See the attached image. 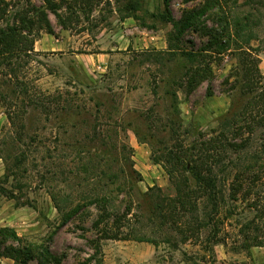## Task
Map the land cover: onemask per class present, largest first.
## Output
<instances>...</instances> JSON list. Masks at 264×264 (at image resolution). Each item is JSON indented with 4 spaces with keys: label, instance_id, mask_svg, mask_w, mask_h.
I'll use <instances>...</instances> for the list:
<instances>
[{
    "label": "rangeland",
    "instance_id": "1",
    "mask_svg": "<svg viewBox=\"0 0 264 264\" xmlns=\"http://www.w3.org/2000/svg\"><path fill=\"white\" fill-rule=\"evenodd\" d=\"M52 1L54 34L0 70V209L27 244L264 264V0Z\"/></svg>",
    "mask_w": 264,
    "mask_h": 264
},
{
    "label": "trees",
    "instance_id": "2",
    "mask_svg": "<svg viewBox=\"0 0 264 264\" xmlns=\"http://www.w3.org/2000/svg\"><path fill=\"white\" fill-rule=\"evenodd\" d=\"M18 0H0V70L8 69V75L17 77L15 60L20 55L33 52L35 41L30 36L37 24H40V30L45 29L47 33L54 34L49 15L42 6L31 4L27 0L26 6L14 4ZM49 6H53L52 0H45ZM165 7H170V0H164ZM13 11V14L11 13ZM58 15V14H57ZM60 18V15H58ZM170 19V17L168 16ZM193 18H187L183 24L184 32L193 23ZM68 29L66 25H63ZM196 179L202 184H207L210 180L202 172H195ZM106 215H100L94 223L99 226L104 222ZM0 257L11 258L18 264H30V261L37 259L39 264H61V260L53 256L48 248L43 245L33 247L27 244L24 237L20 236L17 230L10 226L0 228Z\"/></svg>",
    "mask_w": 264,
    "mask_h": 264
},
{
    "label": "crops",
    "instance_id": "3",
    "mask_svg": "<svg viewBox=\"0 0 264 264\" xmlns=\"http://www.w3.org/2000/svg\"><path fill=\"white\" fill-rule=\"evenodd\" d=\"M6 206H7V204H6ZM6 206H5V208H6ZM5 208L0 209V228H2L4 226H10V227L16 228L14 221H15V219H17L19 217V213H18L19 211L15 210V212H12L11 209H9L7 207V212L4 213ZM16 230L18 231V229H16ZM18 233L20 236L23 235L19 231H18ZM0 264H16V263L12 259L0 257Z\"/></svg>",
    "mask_w": 264,
    "mask_h": 264
}]
</instances>
